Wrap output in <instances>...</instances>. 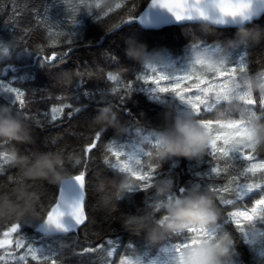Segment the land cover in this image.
I'll use <instances>...</instances> for the list:
<instances>
[{"label": "trees", "instance_id": "trees-1", "mask_svg": "<svg viewBox=\"0 0 264 264\" xmlns=\"http://www.w3.org/2000/svg\"><path fill=\"white\" fill-rule=\"evenodd\" d=\"M44 1L0 0V73L4 70L0 80L20 88L25 93L23 107L19 101L14 105V111L21 113V116L7 107L14 98L8 99L0 95V107H7L17 119L24 120L33 139L30 145L0 141V200L7 199L20 203L18 197L21 194L32 193L38 197L35 212L40 213L41 218L46 216L47 211L57 200L59 187L40 181H25L7 158L14 152H19L29 160L33 158L34 153L57 152L63 158V167L60 171L66 174V178L80 171L86 172L85 210L88 216V221L81 226L78 234H66L55 244L59 253L56 257L59 264H109L110 260L119 264L127 252H131L129 256L142 255L147 261L165 246L185 239L190 240L192 233L186 232L181 235H170L158 244L150 245L143 235H132L121 226L123 216L143 215L146 205L156 197L153 191L151 192L152 187L144 189L142 187L144 182L136 180L133 176L131 180L136 188L133 191H124L125 185L122 182L126 179V173H120L105 164V158L113 161L108 144L113 140L128 141L133 134H130L129 126L133 131L147 133L163 131L166 115L169 121L179 116L175 108L169 105L170 103L177 105L173 99L161 104L151 100L143 90L137 88L136 77L143 69L126 57L125 41H132L134 46L144 45L150 57L167 52L177 59L187 57L196 42L201 45L218 46L223 52L237 49L238 52L243 51L240 55H246L245 72L249 77H253L264 74V36L258 43H253L238 38V29L184 25L148 31L141 29L137 24L125 25L126 22L133 20L130 18H137L150 0H102L98 6L96 0ZM74 21H77L76 24ZM240 29L260 30L264 33V16ZM71 32L75 35L69 44ZM69 48L71 51L65 61L53 62V67H48L45 61V66L41 67L39 60H44L45 56L50 58L53 53L67 52ZM112 56L117 59L112 60ZM109 73L118 76L116 83L107 79ZM20 74L24 77H19ZM81 81L84 82V86L80 89L81 100L77 101L75 89ZM129 82H133L134 91H127ZM84 88L94 93L93 100L83 96ZM113 88L116 91H113ZM100 90H105L106 95H101ZM108 101H111L114 107L107 103ZM65 104L72 107L64 108ZM76 107L79 113L69 117L68 113L73 112ZM52 108H63V113H58L59 118L56 120L52 119ZM103 108H109L116 114L117 123L127 129L130 136H116L111 128L103 130L94 124L95 117ZM262 110L264 109L259 105L256 108L257 114L259 115ZM254 125L264 126V120L256 117ZM97 131H101L100 141L97 142V147L88 153L87 147L95 140ZM248 152L254 153L256 161H264V144L258 147L256 142ZM209 153L210 150L207 148L206 154L198 161L172 158L160 162L161 165L145 156L143 163L145 170L155 169L156 173H161L162 177L158 179L171 178L172 193L175 191L178 195L179 188H195L192 186L194 183H201L203 186L216 185L218 188L228 186L232 191L222 192L220 195L235 200L237 183L248 180L264 184V170L254 175L246 173L245 176H240L241 167L220 156L213 160ZM1 156L6 157V160ZM77 158L82 161L79 165L76 164ZM207 161H211V165L218 168L219 175L210 173L209 164L205 163ZM240 164L246 166L248 161H240ZM197 173L210 174L201 177ZM138 184L141 185L140 191L136 190ZM206 194L212 197L214 203H219V197L215 192L209 190ZM183 195H187V191ZM250 195L245 197L243 207L250 206L251 202L260 196L258 192ZM149 196L152 199H149ZM228 208L233 210L232 206ZM217 210L218 224H221L228 216V212L224 210V206ZM30 222L32 227L20 223L25 225L21 233L27 240L38 242L41 235L50 237L35 231L33 226H37L38 221ZM13 223L16 222L0 220V238L3 231ZM222 227L224 232L216 238L227 232L234 241L232 255L226 264H258L256 252L252 246L244 243L239 230L230 221L222 224ZM109 238L118 245L116 254L111 258L107 257L106 253L109 247L106 242ZM100 245L104 247H99ZM85 248H92L95 251L84 252ZM26 250L24 248L16 251L13 245V249H7V252L13 251L14 256H17ZM0 255H3L1 251ZM4 256L5 259L3 262L0 261V264H51V260L34 261L29 256L24 260Z\"/></svg>", "mask_w": 264, "mask_h": 264}, {"label": "snow or ice", "instance_id": "snow-or-ice-1", "mask_svg": "<svg viewBox=\"0 0 264 264\" xmlns=\"http://www.w3.org/2000/svg\"><path fill=\"white\" fill-rule=\"evenodd\" d=\"M150 7H158L160 9L166 10L169 14H171L176 21L183 20H193L204 18L215 24H225V23H236L238 21L232 20L229 21L227 17L222 16V12H231L233 14L239 13V20H248L251 18L253 13L251 12L252 8V0H211V2H205V0H150ZM119 7V5H117ZM136 18V17H135ZM130 18V19H135ZM77 21H74L76 24ZM59 28V25H54ZM75 33H69V44L72 43V38ZM193 48L200 47L199 43L196 42L192 45ZM205 51L213 53L216 49L209 50L204 48ZM71 48L68 49L67 52L62 53H53L52 56L44 57V60H39L41 67L45 66V61H47L48 67H53V62H63L68 56ZM28 52L26 51L25 54ZM112 60H116L117 57L112 56ZM10 67V66H9ZM171 65H165L164 61L159 56L158 62L154 65H150L147 69H144L143 72L137 75L136 79L138 81H143L144 84L154 85L150 87H142L145 91H149V98L157 101H161L162 98L166 97L163 94L170 93L174 98V101H178V105H174L170 103L169 105L174 107L175 110L180 114L190 113L194 116L196 121H198L203 128H208L210 125L211 131H217L216 127L213 126L216 124L218 118H222L227 122H237L239 121L242 125L248 122L253 117H258L261 120H264V110L258 115L255 111L254 106L257 104V100L254 97L248 98L244 97L245 107L238 113H234L231 111L225 110L224 106L219 103L220 101V93L219 90L223 85L224 81L220 80L217 83H209V78L199 75L192 69L191 65L187 63V71L182 75H166L158 69L168 68L171 69ZM247 67L246 55H241L237 61L228 69L226 72L236 73L237 71H243ZM173 73L175 72L172 69ZM4 75V70L0 73V76ZM108 80L117 81L118 76L109 73ZM215 80L214 77L211 78ZM198 81V83L188 84L186 87L181 88L182 83L187 81ZM162 81H166L169 83L162 84ZM204 81V82H201ZM207 84L206 87H201V85ZM84 82L81 81L76 85L75 95L76 99L79 100L81 98L80 89L83 88ZM135 87L133 82H129L127 84V91H134ZM193 89H196V93L194 95H185V93L191 92ZM0 90H3L6 93L14 94V99L11 100V104L7 107L11 108L14 113L18 116H21V113L14 111V105L17 101H19L21 107L24 105L23 97L25 95L24 91H22L18 87L7 86L4 81H0ZM113 91L116 89L113 88ZM101 95H106L105 90H100ZM214 94V95H213ZM83 96L88 100L94 99V93L90 90L84 88ZM7 98V97H5ZM123 99V98H122ZM107 103L111 104V101ZM259 104L262 109H264V99L259 98ZM86 106V105H85ZM253 106V107H249ZM64 108L72 107L69 104H65ZM78 107L74 108L73 112H69L68 115L71 117L74 113H79L77 110ZM215 110V118L209 119L207 118L208 113H212ZM53 116L52 119H58L57 113L62 114L63 108L52 109ZM219 114V117H218ZM103 131V130H101ZM101 131H97L95 134V140L88 145L87 152L91 153L93 148L97 147V142L100 141ZM129 132L134 133L133 128L129 126ZM148 139V137H145ZM210 153L209 155L213 160L217 159V152H219L222 158H227L237 166L242 168V171L239 173L240 176H245L246 173L257 172V169L264 170V161L261 162H253L256 161V156L254 153H249L247 151H243L233 147H223L219 146L218 143L215 146H209ZM108 151L112 156L116 158V162L112 163L108 158H105V164L108 165L112 169H117L120 173H129L136 180L144 182L142 187L144 189H148L151 187L152 183L156 179L161 178V173H156L155 169L145 170V166L143 163V157L146 156V153L139 150L136 145L124 142L121 143L117 140H113L108 144ZM8 156V160H9ZM121 157H124L122 160ZM240 161H248L249 164L241 165ZM81 159H76V164H81ZM205 163L209 164L210 173H216L219 175V170L216 166L211 165V161H207ZM86 166V165H85ZM63 167V166H62ZM174 167V165H173ZM210 173H197L198 176L203 177L204 175H208ZM85 171H80L78 174H71L69 178L60 186V192L58 199L55 204L47 211L46 216L42 217V219L48 217V214L59 217V231L48 238L41 235L40 240L37 241H29L25 238V236L21 233L22 227L25 225L20 223H13L7 230L3 231L2 238H0V249H27V252L20 255L19 259L24 260L25 255L28 253L31 254V259L34 261H48L51 260V264H59V261L56 257L59 255L58 250L55 247V244L63 239L66 234L76 233L78 234L81 226H84L88 221V216L85 210V205L83 203L85 199L86 193V181H85ZM169 175V174H164ZM163 175V176H164ZM67 181H73L80 189V198L78 200L68 202L65 198L64 193V185ZM192 186L199 188L202 192L208 193L209 190L216 193L219 197V203H214V206L218 209L221 206H224V210L228 212V216L224 218L221 224H218V231L216 233H208L201 231L199 229H192L188 233L194 234L190 240H182L181 242L174 243L171 247H166L163 250V253L166 259L163 261V264H168L167 257L172 255L173 253H178L182 249L188 248L191 245L198 243L203 240H212L217 237L221 232H224L222 224L230 222L234 225L236 229L239 230L240 236L243 239L244 243L249 246H252L256 254L264 258V228L260 226H264V184L261 183H237L235 189L236 199L233 200L231 198H226L223 195H220L222 192H230L232 191L228 186L224 187H216V185H208L203 186L201 183H194ZM254 189H259L261 193V198L255 201L256 206L251 208V211H248L246 207H243L244 199L249 194L253 193ZM137 191L141 190V185L138 184ZM186 188H179V195L174 191L175 196H180L185 192ZM149 199H152L149 196ZM147 202V201H146ZM228 206H232L235 210H230ZM70 219L71 224H66L65 219ZM247 221V227L243 223ZM258 221V223H257ZM36 232L42 233V229L33 226ZM15 234V236H14ZM107 245L109 246L106 249L107 257H113L117 251V243L109 238L107 240ZM63 246V245H61ZM99 247H104L100 245ZM130 247V246H129ZM84 252L95 251L92 248H85ZM131 252L125 253V257L129 256ZM8 256H12L15 259L14 252L8 251L6 253ZM5 256L0 255V261L4 260ZM109 264H115L114 260H110ZM120 264H125L123 258L120 260ZM150 264H158L157 260L151 261Z\"/></svg>", "mask_w": 264, "mask_h": 264}, {"label": "clouds", "instance_id": "clouds-1", "mask_svg": "<svg viewBox=\"0 0 264 264\" xmlns=\"http://www.w3.org/2000/svg\"><path fill=\"white\" fill-rule=\"evenodd\" d=\"M232 24H244L247 20L240 21L239 16L227 17ZM228 24V23H225ZM264 36L260 30L245 31L238 29L237 37L242 40L258 43ZM127 47L125 55L128 59L147 69L157 62L148 54L144 45L134 46L130 40L125 41ZM204 58L216 59L215 52H207ZM222 62L227 59L220 57ZM194 63V61H193ZM245 89L253 96L264 95V74H257L255 80L249 78ZM94 124L103 130L111 128L116 136L128 137L127 129L121 127L116 121V114L109 108H103L94 119ZM264 126L253 125L251 131L257 140V146L264 144ZM148 137V139H145ZM206 130L196 121L194 116L187 113L184 116H175L169 121L165 116L163 131H153L145 135L141 131L134 132L129 143L146 153V157L157 162L172 158H183L189 161L200 160L206 154ZM0 141L15 142L16 144H32V134L27 124L22 119H17L7 107H0ZM9 162L17 168L25 181L45 182L49 185L60 187L66 179V174L60 169L63 158L57 152L34 153L33 158L21 155L19 152L11 154ZM131 174L126 173L122 182L124 191H133L136 188L131 180ZM173 180L158 179L151 187L154 201L146 205L143 215H125L122 217V228L135 236L143 235L146 242L156 245L170 235H181L192 229H199L208 233H216L218 229L219 211L214 206L212 197L203 193L199 188H188L187 195L175 196L172 193ZM20 203L11 200H0V220H13L16 223H25L32 227L30 221H38L37 227L43 234H55L59 229L42 219L40 213L35 212L38 197L32 193H23L18 197ZM158 214H160L158 216ZM27 217V219H25ZM234 241L231 235L225 232L212 240H201L178 253L168 256V264H226L232 255ZM258 256V255H257ZM125 264H150L142 255H133L123 258ZM258 264H264V258L258 256Z\"/></svg>", "mask_w": 264, "mask_h": 264}, {"label": "rangeland", "instance_id": "rangeland-1", "mask_svg": "<svg viewBox=\"0 0 264 264\" xmlns=\"http://www.w3.org/2000/svg\"><path fill=\"white\" fill-rule=\"evenodd\" d=\"M96 1H97L96 6H98L102 0H96ZM199 45H200V47L192 48L189 51V53L187 54V57L185 56L184 59L174 58L171 56L170 53H167V52L157 53V55H154L151 58L154 61L158 62V58L160 56L161 59L164 61L165 65H171L172 66L171 69H168V68L158 69L159 71L163 72L166 75H173V74L182 75V74H184L187 71V63H188L191 65L192 69H194L197 74L202 75L204 77H208L209 83H217L220 80H223L224 83L219 90L220 97H221L219 103H221L224 106L225 110L237 113V116H238V113L242 110L243 107L246 106L244 103V100H242V98L254 97L257 100V104L254 106L255 111H256V108L260 105L259 104V98L264 99V95L253 96L245 89L244 85L249 78H252L253 80H255L257 75H254L253 77H249L247 75V73L245 72V69L243 71H237L234 74L225 71L226 69L230 68L235 63V61H237L239 59V57L241 56L240 54L243 51L238 52L237 49H235L232 51H224L223 52V50H221L220 47L215 46V45H209V44H206V45L199 44ZM204 48H207L210 51L213 49H216L215 54H216L217 58L216 59H212V58L205 59L204 55H206L208 51H205ZM220 57L226 58L227 63L225 64L224 62H222ZM193 61H194V63H193ZM172 69L175 70L174 73H173ZM143 71H144V69H143ZM19 77H24V75L20 74ZM212 77H214L215 80H212L211 79ZM0 79H2V78H0ZM10 82H11V80H10ZM112 82L116 83L117 81H112ZM201 82H204V81H201ZM161 83L166 84L169 82L162 81ZM192 83H198V81L192 80V81H187L185 83H182L181 88H184L188 84H192ZM6 84H7V86H10L9 83H6ZM135 85L137 86L138 89L143 90V92L145 94H147L148 97H149V91L150 90L145 91L142 87L147 88L150 86H154V85L144 84L143 81H138V80H136ZM206 86H207V84L201 85V87H206ZM195 93H196V89H193L191 92L185 93V95H194ZM0 95L4 98L7 97L8 99L14 98V94L6 93L3 90H0ZM163 95L166 97L162 98L161 101H157V100H153V99H151V100L156 101V102L161 103V104L165 103L167 100L173 99V101H174V98L169 97V96H171L170 93H166ZM174 102L178 105V101H174ZM249 107H253V106H249ZM52 109H51V114L53 115ZM186 114L187 113H185V114L179 113V116H184ZM211 114H214L213 117L208 116ZM215 115H216V113L214 110L212 113L207 114V118L214 119ZM218 117H219V114H218ZM255 119H256V117H253L248 122H246L245 124L242 125L239 121L227 122V121L223 120L222 118H218L216 124L213 126L214 128L216 127L217 131L212 132L211 131V127H212L211 125L208 128H205L206 134H207V138H206L207 148L210 150V148H209L210 145L215 146V144L218 143V145L221 147H223V145H224L225 147H233V148H237V149L247 151V152L250 151L252 149V147L254 146V144L257 142L255 136L253 135V132L251 131V129L254 125ZM135 132H137V131H135ZM143 133H145L146 136L152 134V133H147V132H143ZM124 142H128V141H124ZM124 142H121V143H124ZM216 155L222 157L219 152H217ZM1 158L6 160V157L1 156ZM121 159L123 160L124 157H121ZM224 159H227V158H224ZM115 162H116V158L113 156L112 163H115ZM253 162H258V161H253ZM249 163L250 162H248V164ZM260 171H262V170L257 169V172L255 174H257ZM251 174H253V173H249V175H251ZM243 183L255 184V182H251L248 180L243 182ZM257 183H259V182H257ZM255 192H258L260 195L259 198H261L260 190L254 189L253 193H255ZM255 201L256 200H253L251 202V205L246 207L248 211H251V208L256 206ZM233 210H235V209H233ZM229 221H230V218H229ZM243 223L247 227L248 222L244 221ZM257 223H258V221H257ZM260 227L263 228V226H260ZM193 235L194 234H192V236ZM166 247H171V245L163 247L156 254V256L149 258L147 261L154 259V260L158 261V264H163V261L166 259L165 255L163 253V250ZM0 251H1V253H4L3 255H6L7 249H0ZM26 252H27V250L25 252H22L19 255L15 256V258H19L20 255H22ZM27 256L31 257V254L28 253L27 255H25V258H27Z\"/></svg>", "mask_w": 264, "mask_h": 264}, {"label": "water", "instance_id": "water-1", "mask_svg": "<svg viewBox=\"0 0 264 264\" xmlns=\"http://www.w3.org/2000/svg\"><path fill=\"white\" fill-rule=\"evenodd\" d=\"M205 2H211V0H205ZM149 3L150 1L143 9V11L138 15L137 18L126 22L125 25L137 24L141 29L148 31H158L168 26H184V25H207L216 29H240L247 25L252 24L255 21H258L262 16H264V0H252L251 12L253 13V15L244 24H232V23L215 24L204 18L183 20L178 22L166 10L160 9L158 7L155 8L150 7ZM221 15L225 17H236L239 16V13L233 14L231 12H222ZM67 179L68 178H66L65 181ZM63 190L65 193V198L68 202H72L80 198L81 189L73 181H67L64 185ZM59 192H60V187H59ZM59 192H58V196H59ZM85 201H86V196L83 201L84 205H85ZM46 222H50L59 229V217L48 214ZM65 223L71 224V220L66 218ZM55 234H47V235L52 236Z\"/></svg>", "mask_w": 264, "mask_h": 264}, {"label": "bare ground", "instance_id": "bare-ground-1", "mask_svg": "<svg viewBox=\"0 0 264 264\" xmlns=\"http://www.w3.org/2000/svg\"><path fill=\"white\" fill-rule=\"evenodd\" d=\"M44 1V0H43ZM49 2V1H48ZM44 3H45V1H44ZM103 4V3H102ZM59 13V12H58ZM60 15H62V14H60ZM5 38V37H4ZM9 38V37H8ZM5 69V68H4ZM6 72V71H5ZM6 74V73H5ZM118 75H120L119 74V72H118ZM72 87V86H71ZM70 87V88H71ZM112 87H114V86H112ZM70 88H68L69 89V91H70ZM75 89V88H74ZM73 90V89H72ZM116 91V90H115ZM69 93V92H68ZM74 94V93H73ZM70 95V94H69ZM69 97H71V96H69ZM75 97V96H74ZM81 100V99H80ZM149 100V99H148ZM78 101V100H77ZM72 110V109H71ZM129 133V132H128ZM130 136V135H129ZM131 137V136H130ZM162 162V161H161ZM160 165H161V163L160 162H158ZM159 165V166H160ZM163 165V164H162ZM165 166V165H164ZM236 179V178H235ZM135 180V179H134ZM136 181V180H135ZM153 190H151V192H152ZM148 193H150V192H148ZM147 196V195H146ZM143 197V196H142ZM144 198H146L145 196H144ZM147 199V198H146ZM32 239V238H31ZM150 250H152V249H150ZM17 251V250H16ZM124 252V251H123ZM150 252V251H149ZM4 254V253H3ZM10 258V257H9ZM17 259V258H16ZM19 259V258H18ZM17 259V260H18ZM32 260V259H31ZM15 261V260H14ZM42 261V260H41ZM3 262V261H2ZM116 262V261H115Z\"/></svg>", "mask_w": 264, "mask_h": 264}]
</instances>
